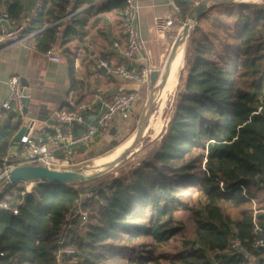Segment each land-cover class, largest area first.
I'll use <instances>...</instances> for the list:
<instances>
[{"label":"trees","instance_id":"trees-1","mask_svg":"<svg viewBox=\"0 0 264 264\" xmlns=\"http://www.w3.org/2000/svg\"><path fill=\"white\" fill-rule=\"evenodd\" d=\"M96 1L41 0L28 30L39 31L32 41L41 50L55 42L52 24L67 6L76 13L61 43L82 36L94 9L116 10L124 2ZM200 1L181 2L184 20ZM0 2V12L15 24L33 4ZM232 5L237 16L229 22L208 17L221 5L199 15L184 48L186 74L178 80L168 122L127 174H105L76 190L72 183L39 181L22 198L11 186L10 192H17L3 198L22 205L18 215L0 210V264H53L64 215L77 200L88 210V221L71 223L65 245L78 252L79 264H249L255 254L249 199L259 210L257 223L264 226V193L258 185L264 183V4ZM13 133L9 123L0 125V161ZM118 144L113 139L108 149ZM86 192L97 199L81 198ZM243 206L248 208L240 216L230 215ZM188 232L192 237L184 238L176 252H157ZM235 238L241 247L229 251ZM255 264H264V257Z\"/></svg>","mask_w":264,"mask_h":264},{"label":"built area","instance_id":"built-area-1","mask_svg":"<svg viewBox=\"0 0 264 264\" xmlns=\"http://www.w3.org/2000/svg\"><path fill=\"white\" fill-rule=\"evenodd\" d=\"M1 1V0H0ZM33 4L27 16L19 23H11L5 11L0 12V50L10 45H26L33 33H28L30 24L37 18L41 0H32ZM183 0H166L170 14L165 19H157L155 27L163 32L173 26L181 30L184 19L181 11ZM1 3V2H0ZM141 0H124L120 12V31L125 39V47L119 49V44L114 47L120 50L122 57L129 63L128 66L111 67L106 61L98 60L96 67L117 77L123 82L136 85L138 89L124 91L117 90L108 97L94 95L88 100L78 103L71 109H58L52 112L48 121H38L28 118L25 100H30L31 94L22 85L20 78L11 75L5 81L6 93L0 104V119L5 113H14L24 132L13 148L9 143L0 161V210H5L12 215H18L22 202L11 204L3 196L10 190V172L23 165H44L57 169L74 170L82 162L79 161L83 149L97 146L110 131L115 129V136L124 131L135 114L136 106L141 99L140 89L150 84L152 71V54L148 50L140 29ZM76 12L70 6L65 8V13L52 26L56 28V35L61 36L65 27L71 23ZM178 35V34H177ZM32 50H37L35 45H30ZM47 61L59 63L61 58L55 53L52 44L44 51ZM157 98V96H156ZM156 100V99H155ZM17 131V133L20 131ZM13 138V137H12ZM103 144V143H102ZM101 145V143H100ZM20 148V149H19ZM56 164L57 166L55 167ZM39 181L19 182L17 187L19 197L30 193ZM264 193V183L258 184ZM222 186V184H220ZM74 190L77 185L72 186ZM81 198H94L97 196L86 192ZM251 206L253 227L251 230L252 248L255 254L249 256V264L256 261L259 256L264 257V226L257 223L255 217L259 210L253 199H249ZM264 212V211H263ZM88 210L82 206L80 200L64 215L60 238L56 242L53 253V264H79V254L71 246L65 245L71 223L79 220L80 223L88 221ZM241 241L233 239L229 244V251L240 249Z\"/></svg>","mask_w":264,"mask_h":264},{"label":"crops","instance_id":"crops-1","mask_svg":"<svg viewBox=\"0 0 264 264\" xmlns=\"http://www.w3.org/2000/svg\"><path fill=\"white\" fill-rule=\"evenodd\" d=\"M100 1L102 0H97L95 3ZM122 6L111 11L96 9L91 11L82 36H77L69 42L61 43V36L57 35L56 41L50 42L48 46L53 45L55 53L61 58L59 63L47 61L43 54L45 50L37 48L35 51L30 48V45L36 46L32 37L39 31H28L33 34L26 45H10L1 49L0 104L6 93L5 81L11 75L23 79L26 89L31 94L26 111L28 118H35L42 122L48 121L53 111L74 108L78 103L94 95L108 97L119 89L124 91L138 89L136 85L123 82L104 69L96 67L98 60L106 61L111 67L129 65L119 50L125 47V39L120 31ZM86 8L88 7L82 10ZM170 11L166 0H141L140 29L147 48L152 54L151 73H158L154 81L150 77L149 86L140 89L141 96L145 90L150 93L161 82V77L166 70V63L174 39L177 37V28L173 26L170 30L160 32L155 27V21L165 19ZM114 43L119 44V49L114 47ZM70 63L73 64L72 75L69 70ZM37 109L39 114L34 112ZM168 119L169 117L166 123ZM8 123L14 129V136L22 126L21 121L14 113H5L0 119V125ZM114 137L115 134L108 135L100 141L101 145ZM100 143L97 144L100 145ZM93 148L84 149L81 155L89 154ZM4 199L8 200L7 197Z\"/></svg>","mask_w":264,"mask_h":264},{"label":"water","instance_id":"water-1","mask_svg":"<svg viewBox=\"0 0 264 264\" xmlns=\"http://www.w3.org/2000/svg\"><path fill=\"white\" fill-rule=\"evenodd\" d=\"M259 2L264 4V0H202L197 3L194 8L187 14L185 22L181 28V31L176 37V41L173 44L170 56L166 63V70L164 75L161 77V82L155 86L149 93V98L145 109L139 119L136 132L134 134L133 141L131 145L126 149L121 155L113 159V156H107L102 159L95 160L88 165L76 169V170H64L52 168L44 165H23L20 167L14 168L9 174V182L11 186L17 185L19 182H31V181H49L53 183H72L74 185H85L92 181L97 180L102 175L112 170L118 162L131 151H133L141 142L143 134L148 126L149 119L151 117L152 108L154 106V102L157 94L163 89L166 81L167 70L171 63V60L175 56V53L178 48L184 49L187 38L191 32V26H195L199 15L207 10L211 5H227L233 4L236 2ZM193 29V28H192ZM151 79L154 81L158 75L157 72H152L150 74ZM22 85L25 86L23 79H20ZM26 106L25 110L27 111V107L29 105V99L24 101ZM39 114V110L34 111ZM24 128L20 129L18 133H16L10 141V145L15 148L16 143L20 140L24 132ZM111 135L115 134V129L110 131ZM20 149V148H19ZM251 264H255L254 261H251Z\"/></svg>","mask_w":264,"mask_h":264},{"label":"rangeland","instance_id":"rangeland-1","mask_svg":"<svg viewBox=\"0 0 264 264\" xmlns=\"http://www.w3.org/2000/svg\"><path fill=\"white\" fill-rule=\"evenodd\" d=\"M214 16L221 17L223 19L228 18L229 20H235L236 16H237V8L235 7V5H232V4L218 6L215 8V10L210 11L208 14V17L210 18V20ZM228 19H227V21L229 22ZM184 22H185V20H184ZM205 24L208 25L209 21H205ZM193 27L194 26H191V30ZM179 32H180V29L178 32L176 31V35L179 34ZM174 40L176 41V39H174ZM183 67L181 68V70L179 72L178 80L180 77L183 78L186 74ZM178 80H177L176 87L168 94V96H166V99L164 101H162L161 103H160V101L155 100L154 106L152 108L151 117L152 116H154V117L159 116L161 124L164 126V128H165L166 120L169 117V115L172 112L173 107H174L175 94H176V88L178 85ZM148 98H149V93L147 92V90H145L144 94L142 93L141 99L137 103L136 112H135L134 116L132 117L131 121L129 122V124L126 126L125 130L120 132V134L115 136L114 138L109 139L108 142H104L102 145H98L97 147H94L89 154L81 155L79 158V161L82 163L80 165H78L77 167H75L74 170L80 169V168L88 165L89 163H91L95 160L102 159V158H105L107 156H114L115 154L113 152H114L115 148L108 149L109 143L113 139L117 140L119 142V144L117 146H120L123 142L128 141V139L131 138L133 135V137L131 139V142H132L133 138H134V134H135L136 129H137L139 119H140V117H141V115L145 109ZM148 125H149V122H148ZM149 130L148 131L145 130L146 132L143 134V137H142L139 145L133 151H131L129 154L124 156L112 170L108 171L105 174H109L110 177L117 178V177H120L122 175L127 174L132 167L136 166L137 162L142 157L145 156L146 152L159 139L160 135L157 137H152V130H150V131ZM12 192L16 193L17 190L13 188V190H11V192H10V190L7 191L6 196H8ZM246 208H248V206H243L242 208L237 209V210H231L230 215L233 217H238V216H240L241 212ZM190 237H192V234L190 232L185 233V237L177 236L174 239H172L168 244L159 246L157 248V252L158 253L176 252L177 250H179L181 248L182 240L184 238H190Z\"/></svg>","mask_w":264,"mask_h":264},{"label":"bare ground","instance_id":"bare-ground-1","mask_svg":"<svg viewBox=\"0 0 264 264\" xmlns=\"http://www.w3.org/2000/svg\"><path fill=\"white\" fill-rule=\"evenodd\" d=\"M183 57H184V49L178 48L176 53H175V56L171 60L169 68L167 70L165 85H164L163 89L157 94L156 100L160 101V103L162 101H164L166 99V96H168V94L176 87L179 72H180L181 68L183 67ZM163 128H164V126L161 124L159 116H157V117L152 116L149 120V125H148L146 130L147 131L149 129L152 130V137H157L160 135ZM132 137H133V135H132ZM132 137L129 138L128 141L123 142L120 146L115 147V150L113 152L115 155L113 156V159L118 157L126 149H128V147L132 143L131 142ZM53 165H55V167L57 166L56 164H53Z\"/></svg>","mask_w":264,"mask_h":264}]
</instances>
